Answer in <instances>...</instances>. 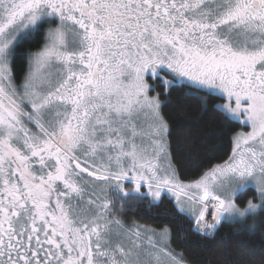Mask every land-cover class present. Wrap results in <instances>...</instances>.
I'll use <instances>...</instances> for the list:
<instances>
[{
	"label": "snow or ice",
	"instance_id": "6c2138e0",
	"mask_svg": "<svg viewBox=\"0 0 264 264\" xmlns=\"http://www.w3.org/2000/svg\"><path fill=\"white\" fill-rule=\"evenodd\" d=\"M186 101L232 126L187 180ZM164 198L220 264H264V0H0V264H192L125 219Z\"/></svg>",
	"mask_w": 264,
	"mask_h": 264
},
{
	"label": "trees",
	"instance_id": "16d2710c",
	"mask_svg": "<svg viewBox=\"0 0 264 264\" xmlns=\"http://www.w3.org/2000/svg\"><path fill=\"white\" fill-rule=\"evenodd\" d=\"M33 47L25 45L18 50L15 60V71L18 77H22L27 60L22 54L26 49ZM178 93L173 92V96ZM166 112L172 111L175 119L173 120V138L177 140L185 151L177 154L178 167L184 179H191L199 174L202 167H205L209 160L223 157L230 149V130L231 125L221 122V118L211 111L207 115H201L195 101L184 103L183 113L176 112L175 105ZM192 130L194 142L190 145L184 144L183 133ZM125 219L131 223L136 221L151 227H170L177 239V243L185 250L192 264H220L222 257L220 250L224 245H217L212 239L196 234L189 219L178 215L174 207V200L164 198L157 204H150L149 201H137L132 207L125 208ZM221 236L227 244L233 243L229 239L230 228L228 225L220 229ZM220 239V237H217ZM249 246L259 249L261 241L259 237H252L247 240Z\"/></svg>",
	"mask_w": 264,
	"mask_h": 264
},
{
	"label": "flooded vegetation",
	"instance_id": "af4514ba",
	"mask_svg": "<svg viewBox=\"0 0 264 264\" xmlns=\"http://www.w3.org/2000/svg\"><path fill=\"white\" fill-rule=\"evenodd\" d=\"M26 50H27V49H26ZM26 50H25V51H26Z\"/></svg>",
	"mask_w": 264,
	"mask_h": 264
}]
</instances>
